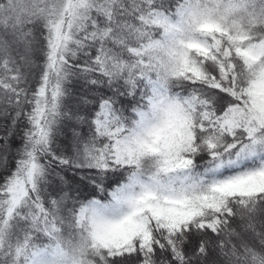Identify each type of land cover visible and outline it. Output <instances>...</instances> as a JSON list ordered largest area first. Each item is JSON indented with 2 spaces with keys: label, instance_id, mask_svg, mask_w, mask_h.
<instances>
[{
  "label": "snow or ice",
  "instance_id": "1",
  "mask_svg": "<svg viewBox=\"0 0 264 264\" xmlns=\"http://www.w3.org/2000/svg\"><path fill=\"white\" fill-rule=\"evenodd\" d=\"M0 264H264V0H0Z\"/></svg>",
  "mask_w": 264,
  "mask_h": 264
}]
</instances>
